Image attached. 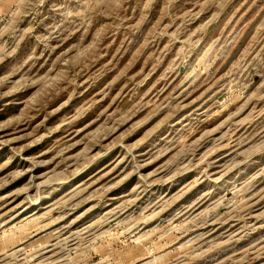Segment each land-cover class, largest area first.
Here are the masks:
<instances>
[{"label": "rangeland", "instance_id": "1", "mask_svg": "<svg viewBox=\"0 0 264 264\" xmlns=\"http://www.w3.org/2000/svg\"><path fill=\"white\" fill-rule=\"evenodd\" d=\"M0 264H264V0H0Z\"/></svg>", "mask_w": 264, "mask_h": 264}, {"label": "bare ground", "instance_id": "2", "mask_svg": "<svg viewBox=\"0 0 264 264\" xmlns=\"http://www.w3.org/2000/svg\"><path fill=\"white\" fill-rule=\"evenodd\" d=\"M223 147V146H222ZM238 148V147H237ZM148 157V156H147ZM213 161V160H212ZM209 165V164H208ZM198 167V166H197ZM223 167V166H222ZM231 167V166H230ZM207 175V174H206ZM148 185V184H147ZM236 186V185H235ZM88 188V187H87ZM187 190V189H186ZM72 196V195H71ZM159 199V198H158ZM167 201V200H166ZM62 204V203H61ZM245 207V206H244ZM243 208V207H242ZM246 208V207H245ZM187 211V210H186ZM113 213V212H112ZM181 216V215H180ZM60 217V216H59ZM253 218V217H252ZM251 218V219H252ZM196 219V218H195ZM256 223V222H255ZM253 224V223H252ZM137 225V224H136ZM258 254V253H257Z\"/></svg>", "mask_w": 264, "mask_h": 264}]
</instances>
